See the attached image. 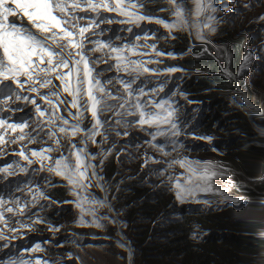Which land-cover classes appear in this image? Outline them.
<instances>
[{"label":"clouds","instance_id":"obj_1","mask_svg":"<svg viewBox=\"0 0 264 264\" xmlns=\"http://www.w3.org/2000/svg\"><path fill=\"white\" fill-rule=\"evenodd\" d=\"M262 1L254 0L258 4L253 11ZM176 7H179L178 3ZM176 7L170 0H164V3L161 0H44V6L36 16L27 20L22 18L16 23L22 32L14 51L26 64L22 67L14 64L6 78L0 77V264H97L94 258L89 257L91 255L105 259L107 255L126 256L133 258L135 263L134 253L137 258L140 255V264H151L147 241L136 224L138 211L135 215L131 212L127 214L122 207L123 203H127L124 199L131 197L138 181H154L161 193L169 189L174 192L175 203L196 209V218H202L198 221L202 225V235L207 238L216 240L225 232L216 227L210 218H205L206 215L227 218L254 205L260 210L261 217L258 203L262 194L252 183L251 188L239 184L236 167L231 160L223 157L225 152H232V156L236 155L242 164L253 153L245 147L241 132L230 133L214 124L213 112L220 105L218 96L208 97L197 88L196 77L203 72L187 64L194 57L177 51L183 48L185 37L200 32L190 31L178 46H173L175 39H170L168 43L156 41V48L164 47V52L176 55L155 61L154 64L159 67L155 74L164 70L171 77L164 80L170 83L176 81L170 87L173 90L172 102L182 107L181 119L174 124L173 132L165 140L159 138L156 142L161 148H143L141 144L155 137L151 131L144 130L135 140V144L141 147L139 157L133 153L126 156L124 141L115 158L110 160L104 148L101 155L100 138L110 134V131L115 133L118 126L111 120L115 124L120 123V120H114L115 98L126 96L128 88L133 86L122 76L127 73L124 69H109L126 64L137 70H148L141 64H134L141 63L137 54L138 40L145 38L143 35L153 24L161 25L167 19H176ZM185 16L186 12L182 11L178 20H184ZM233 19L229 29L237 21ZM143 20L147 21L145 25H142ZM246 35L242 53L247 49L244 46L249 40V32L246 31ZM259 40L264 41V37ZM250 45L257 54L264 51V44L255 40ZM116 46L131 48L132 51L115 50ZM172 50L178 53H172ZM204 51L210 54L208 50ZM262 57L264 54L259 58ZM166 61L168 64L163 65ZM242 65L243 62L238 64L233 73L225 61V67L220 65L221 75L235 88L245 106L259 115L257 107L251 103L253 96L249 97L239 86L241 76L249 78V73L241 70ZM26 70L30 72H20ZM85 72L89 89H82L74 83L80 82L77 75ZM256 72L259 76L260 63ZM4 81L9 82L6 88L1 84ZM87 94L95 112L92 121L98 123L93 127L95 134L87 127L90 109L84 101ZM197 106L199 112L193 109ZM74 127L89 130L93 139L89 147L77 153L71 148L69 151L73 153L69 155L66 147L78 145V141L72 138ZM92 153L101 160L106 182L107 171L115 191L120 189L121 201L114 200L116 193L109 189L108 182L106 190L101 188V183L105 184V181L89 165ZM79 159H84V167L75 163ZM125 161L140 167L147 166L151 174L137 179L127 190L128 193L123 192V199L121 188L115 182L120 172L113 168L115 163ZM6 164L16 166L1 169ZM189 171L198 180L191 179L187 175ZM198 181H203L205 185ZM226 182L233 185H226ZM86 187L96 188L120 206L127 217L126 223L132 228L130 235L119 232L118 224L109 227L88 214L91 203L83 198L84 191L88 193ZM48 190L50 194L46 197ZM246 191L259 197H251ZM75 193L81 198L70 199L69 196ZM221 193L225 194V199L217 197ZM128 207L130 209L129 204ZM96 220V226L90 225ZM260 223L262 226V221ZM70 226L73 228L69 229ZM104 230L111 231L114 237L96 239L95 236ZM262 234L264 237L263 229ZM123 247L134 250L132 257L121 249ZM107 262L104 264H112L108 259Z\"/></svg>","mask_w":264,"mask_h":264},{"label":"rangeland","instance_id":"obj_2","mask_svg":"<svg viewBox=\"0 0 264 264\" xmlns=\"http://www.w3.org/2000/svg\"><path fill=\"white\" fill-rule=\"evenodd\" d=\"M161 2L164 3V0H161ZM170 2L173 3L175 7L176 3L179 4V7H176L177 18L173 21L167 19L165 24H153L151 27L147 28L146 33L143 35L145 38L138 40L140 46L137 50V54L140 56L139 60L141 63L134 62V64H141L143 68L151 72L148 70L143 71V69L137 70L133 66L129 67L126 64H121L118 67L109 69L111 71L124 69L127 73L122 74V76L126 77V79L133 84V86L126 91V96L115 98L116 102L113 105L114 120H120L118 124H115V122L111 120L112 124L118 126L115 133L112 134L113 131H110V134L104 135L99 140L102 150L104 148V153L107 154L110 160L111 158H115L120 152L122 141L127 145L125 148L126 156L133 153L139 157V154H141V147L135 144V140L138 134L144 132V130L151 131L155 137H151L149 141L141 145L144 146L143 148H155V146H158L156 142L159 138L165 140L173 132L172 128L174 124L181 119L182 107L180 104L172 102L173 97H171L173 90H171L170 87L176 81L172 80L171 82L173 83H170L164 80L171 78L164 70L159 71L160 73L162 72L163 75L160 73L155 74V71H157L159 67L157 64H154L155 61L169 59L176 55L164 52V47L156 48V41L160 40L164 43H168L170 39H175V41L179 43L187 33L190 31H197L208 36L211 49H213L215 53L219 54L221 57H225L226 48L224 42L222 43V39L235 30L237 23L232 29H229L231 19H233L235 15L237 21L241 22V26L245 31L249 32V40L244 46V48L247 47V49L245 53H242V59L239 62V64L243 62L241 70L249 73V78L241 76V80L254 88L255 97L252 95L253 98L251 99V103L257 107L256 111L259 113V118L264 128V81L257 76L256 72L259 64L257 59L264 54V51L257 54L252 50V46L250 45L252 40H255L256 43L264 44V41L259 40L261 37H264V0L254 11L253 9H255L258 4L255 3L254 0H210L209 5L211 4V6L216 8L215 14L204 12L201 6L204 4L202 0H170ZM181 10L186 12V16L182 21L178 20V15L182 12ZM146 23V20L142 21V25ZM115 50L125 53L132 51L131 48L123 49L120 46H116ZM167 64L166 61L163 65ZM198 106L193 107L195 112H199ZM161 108L162 110H160ZM161 117H166V119H168V122L163 128L158 126V121ZM118 128H120V131H118ZM122 136L124 139H122ZM72 138L78 141V145L70 144L69 147H66L65 151L69 155L73 152L77 153L85 147H89L93 139L92 133L89 130H83L77 127H74L72 130ZM236 140L238 141L237 137ZM71 148L74 150L73 152L69 151ZM158 148H161V146H158ZM163 150H165V148ZM123 156L124 155H121V157ZM223 157L231 160L236 167L237 182L239 184H243L246 188H251L253 185L258 193H264V190L261 189L264 188V177L261 180L246 175L243 165L237 160L236 155L232 156V152H225ZM209 158L213 157L209 156ZM89 165L96 170L97 176L105 181V184L103 182L101 183V188L106 190L108 184L104 178V169L101 160L96 154H92L89 159ZM259 165H263V163L259 161ZM113 169L114 171L118 169V172H120L119 177L116 178L121 188L123 199V192L132 188L133 183L137 179L144 178L151 174L149 167H140L138 164L129 161H125L122 164L115 163ZM187 175L193 180H198L191 171H189ZM198 183L205 185L203 181H198ZM226 185H233V183L226 182ZM85 189L88 193L86 194V191H84V201L91 203L88 207V214L95 216L97 220L100 219L103 223H107L109 227H111V224H118L119 232L124 233L121 229L123 223L127 222V217L120 206L114 203L108 196L101 194L96 188L92 189L86 187ZM50 190L45 192L46 197L49 196ZM131 191L132 189L129 190V192ZM113 198L116 200V195ZM124 201H127L131 213L135 215L137 208L133 204L132 198L126 197ZM259 201L258 205L261 208V195ZM87 203H85L86 206H88ZM253 204H255V202ZM178 206L179 202L175 203L169 218L172 217V212H174ZM103 212H105V214H103ZM97 220L90 223V225L96 226L98 223ZM72 228L73 226L69 227V229ZM128 254L130 255V253ZM133 257L135 263L133 262V258L128 259L126 256L107 255V259L110 260L112 264L141 263L140 255H138L139 259L135 257V253Z\"/></svg>","mask_w":264,"mask_h":264},{"label":"trees","instance_id":"obj_3","mask_svg":"<svg viewBox=\"0 0 264 264\" xmlns=\"http://www.w3.org/2000/svg\"><path fill=\"white\" fill-rule=\"evenodd\" d=\"M236 23L235 30L223 37L225 57L207 47L206 39L199 33L185 37L182 40L183 48L177 51L194 57L187 64H192L203 72L196 77L197 88L208 97L219 98L220 105L213 112L214 124L218 129L224 128V131L230 133L241 132L245 138V147L253 153L245 159L246 163H242L243 167L249 177L260 178L264 176V128L260 116L245 106L235 88L221 75L220 65L225 67V61L233 73L241 61L247 35L240 22L236 21L233 27ZM204 50H208L210 54ZM197 53L200 54L193 56ZM257 61L261 66L258 77L264 81V57ZM239 86L249 97H255L252 86L243 81L239 82ZM259 161L263 165H259ZM75 163L84 167V159L75 160ZM59 190L63 195V190ZM246 193L251 197H259L258 194ZM130 196L138 211L136 224L147 241L151 264H264L263 228L260 210L256 206L249 205L242 212L227 218L204 216L225 232L221 238L214 240L202 235L201 222L198 224L202 218H196V209L191 210L184 204H179L169 220L176 202L172 190L161 193L159 185L154 181H138ZM69 198L78 200L81 197L75 193ZM121 231L131 234V228L126 222ZM121 249L132 257V248ZM89 257L94 258L97 264L107 262L103 257Z\"/></svg>","mask_w":264,"mask_h":264},{"label":"bare ground","instance_id":"obj_4","mask_svg":"<svg viewBox=\"0 0 264 264\" xmlns=\"http://www.w3.org/2000/svg\"><path fill=\"white\" fill-rule=\"evenodd\" d=\"M202 1H204V4L203 5H201L202 6V9L204 10V12L205 13H211V14H215L216 13V8L215 7H213V6H211V4L209 5V1L210 0H202ZM206 41H207V43H206V46L207 47H209V48H211V46H210V43H209V40H208V38L206 39ZM222 43H223V39H222ZM173 46H178V42H176V43H174L173 44ZM172 53H178V52H176L175 50H172L171 51ZM200 53H197V54H195V55H193V56H197V55H199ZM20 72H22V73H27V72H30V70H26V71H20ZM77 77H78V79H81V81L79 82V81H76V82H74L76 85H77V87H81L82 89H89V86L90 85H88L87 84V81H85V79H87V73L85 72V73H81V75L80 74H78L77 75ZM75 97H76V95H75ZM84 101H85V103L87 104V106L90 108V109H88V115H89V119L87 120V127L89 128V129H91L92 130V132L95 134V130H94V128L93 127H96V126H98V123L97 122H95V121H92V118H94L95 117V112L92 110V104H91V99H90V97H89V94H87L86 95V97L84 98ZM85 105V104H84ZM30 106V105H29ZM160 110H162V108L160 109ZM159 110V111H160ZM163 122H165V123H163ZM168 122V119H166V117H161L160 119H159V121H158V126H161L162 128L164 127V125L166 124ZM35 133V132H34ZM98 142V141H97ZM98 145H99V142H98ZM99 147H100V145H99ZM100 150H101V155L103 154V150H102V148L100 147ZM93 154V153H92ZM95 154V153H94ZM105 159V158H104ZM85 163V162H84ZM14 166H16V164H6V165H2V167H1V169H4V168H12V167H14ZM107 170V169H106ZM112 170V169H111ZM0 176H1V170H0ZM105 176H106V178H107V182L109 183V185H110V189L112 190V191H115V187H114V184H113V181L111 180V175L109 174V172H105ZM113 177H114V175H113ZM65 178V177H64ZM115 178V177H114ZM95 182H97L96 180H95ZM115 182H117L116 181V179H115ZM56 186V185H55ZM64 186V185H63ZM64 187H71L70 185H65ZM119 188V187H118ZM101 193V192H100ZM115 193H116V199L117 200H120V189L118 190L117 189V192L115 191ZM217 197L218 198H220V199H225L226 198V196H225V194H218L217 195ZM261 197H262V207H261V213H262V215H261V221H262V227H263V230H264V193L261 195ZM121 201V200H120ZM116 203V202H115ZM122 207H123V209L125 210V213H127V214H129L130 212H131V210L129 209V207H128V204L127 203H123L122 204ZM103 214H105V212H103ZM114 233H115V230H114ZM96 237V239H110V238H113L114 236H113V234H112V232L111 231H108V230H104V232L103 233H100V234H98V235H96L95 236ZM101 248V247H100Z\"/></svg>","mask_w":264,"mask_h":264},{"label":"water","instance_id":"obj_5","mask_svg":"<svg viewBox=\"0 0 264 264\" xmlns=\"http://www.w3.org/2000/svg\"><path fill=\"white\" fill-rule=\"evenodd\" d=\"M128 241H130V240H128Z\"/></svg>","mask_w":264,"mask_h":264}]
</instances>
